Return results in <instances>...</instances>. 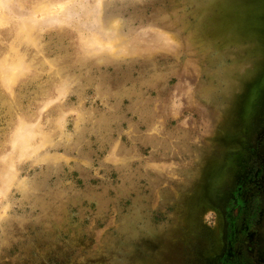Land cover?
I'll return each mask as SVG.
<instances>
[{
    "label": "rangeland",
    "instance_id": "obj_1",
    "mask_svg": "<svg viewBox=\"0 0 264 264\" xmlns=\"http://www.w3.org/2000/svg\"><path fill=\"white\" fill-rule=\"evenodd\" d=\"M253 152L264 0H0V264H215Z\"/></svg>",
    "mask_w": 264,
    "mask_h": 264
},
{
    "label": "flooded vegetation",
    "instance_id": "obj_2",
    "mask_svg": "<svg viewBox=\"0 0 264 264\" xmlns=\"http://www.w3.org/2000/svg\"><path fill=\"white\" fill-rule=\"evenodd\" d=\"M240 158H233L223 248L215 264H264V167L254 152L247 168L235 163Z\"/></svg>",
    "mask_w": 264,
    "mask_h": 264
}]
</instances>
